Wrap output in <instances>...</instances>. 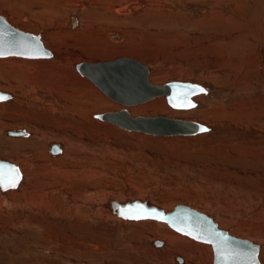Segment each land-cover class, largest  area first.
I'll use <instances>...</instances> for the list:
<instances>
[{"label": "rangeland", "instance_id": "rangeland-1", "mask_svg": "<svg viewBox=\"0 0 264 264\" xmlns=\"http://www.w3.org/2000/svg\"><path fill=\"white\" fill-rule=\"evenodd\" d=\"M16 1L20 6L21 0L13 3ZM80 1L82 0L68 5L62 0H51L56 11L49 20L56 23L41 30L31 25L35 16L30 12L20 11L22 15L19 19L5 17L15 28L40 35L43 44L55 46L59 51L55 55L50 50L54 53L51 60L29 62L23 58L0 59V83L9 79L15 88L10 92L14 99L0 106V125L3 128L2 130L0 127V159L11 161L13 153L18 154L17 158L20 154V160L24 156H35L39 166L33 171L35 173L44 168L43 161L38 159L39 155L46 154L53 161L63 156L51 158L48 154L49 144L59 142L66 147L68 143L73 146L75 153H79V161L75 158L73 165L78 164L77 169L90 167L91 170L86 172L85 178L79 174L77 180H69L63 196L60 193L54 196V200L57 198L55 213L43 210V214L32 215L30 212L28 216L32 217L31 226L19 224L17 229H13L9 226L12 220L9 221L6 209L0 211V264H177L172 259L175 255L176 258L180 256L174 253L173 248L162 249L159 245V249L156 248L153 240L163 238L159 234H149L148 229L144 228L156 226V222L133 224L130 221V225L128 223V226H121L116 222H101L99 218L96 221L90 218L73 219L72 215L66 214L68 207L76 205L73 200H66L70 193L81 199L82 202L77 201L81 203V212L87 209L95 211L86 196H97L99 193L137 199L150 191L156 204L163 206L168 212L176 205H185L210 215L216 206L221 204L220 207L223 208L226 201L230 200L229 208L233 213L237 211L239 217L238 227L232 231L233 234L242 238L252 234L249 240H254L257 233L264 236V128H261L264 125V0H122L116 6H141L134 15H123L126 19L130 17L128 28L126 25L114 24L113 28L118 26L119 29L114 30L116 33L112 32L113 29L106 33L99 28V24L94 30L85 31L89 17L94 13L95 22L105 23L104 17L100 16L104 7L97 8L95 0H85V9L82 11L79 8ZM39 6L34 5V9L40 13L47 11L42 5ZM111 15L115 14L111 12ZM72 16H76L80 23L77 28L70 30ZM115 18L112 19L117 22ZM115 34L122 37L120 42L109 37ZM118 42L121 45L131 42L132 49L141 50L140 54L145 53L146 57L143 55L135 58L149 66L150 75L153 76L151 83L162 85L170 81L189 82L210 90L208 94L195 96L193 101L196 106L189 110H175L168 106L170 112L163 114L137 112L147 103L134 110L130 109L132 116L189 120L210 127V131L190 137H158L127 132L93 117L96 114L119 111L116 106H110L109 109L92 114H76L63 108L64 121L83 123L89 130L81 127L85 136L80 137H76L74 133L66 137L58 134L55 129L59 126L54 119H60V115L33 100L36 96L42 101L47 99L44 97L47 94L42 87H37L36 82L47 84L54 74L52 70H62L67 76L70 75L66 81L73 84V88L67 89L68 93L75 95L79 90L87 91L88 86L83 88L77 83L76 77H84L74 66L82 62L100 63L127 57L131 51L122 52L119 48H113V44ZM38 77L41 80H37ZM0 90L9 93L5 89ZM73 90L76 92H72ZM32 91H36L37 95ZM160 101L157 99L149 104ZM27 116L34 119L38 117L39 122L30 123ZM89 120L95 125L86 126ZM238 122L244 125H239ZM253 122L256 123L254 127L248 125ZM7 128L28 129L31 133L36 131L34 135L41 133L45 138L40 140L32 135L34 145H28L30 148L19 147L4 134ZM73 153L72 150L70 156L76 157ZM254 154L256 156H252ZM17 162L20 165L18 160ZM12 163L14 164L13 160ZM14 165L19 166L16 163ZM28 168L27 171H30V166ZM23 171L25 173L24 169ZM28 174L32 175L31 172ZM70 187L72 188L69 189ZM211 205L215 207L211 208ZM17 215L26 216L21 213ZM78 224L79 227L75 228ZM89 229L98 233L89 232ZM139 230L148 233L140 234ZM171 231L186 241L194 242L193 244H202ZM93 243L100 250H92ZM174 245L187 246L183 241ZM195 259L193 264H200V261L203 264H213L209 255L197 253ZM261 259L264 264V255H261Z\"/></svg>", "mask_w": 264, "mask_h": 264}, {"label": "bare ground", "instance_id": "bare-ground-1", "mask_svg": "<svg viewBox=\"0 0 264 264\" xmlns=\"http://www.w3.org/2000/svg\"><path fill=\"white\" fill-rule=\"evenodd\" d=\"M13 1H15V0H0V15H2L3 17H8L9 16V17H12L13 19H19L20 16L22 15V13L20 11L30 12L32 15L35 16L34 19H33V21H31V25L34 26L35 29H40V30L42 28H45V26H54V23H56V21H54V20H49V17L52 15V13H54L56 11L55 10V7L51 3V0H21L22 3L20 4V6H18L17 1L15 2V4L13 3ZM62 1L64 3H66V4H68V5L69 4H73L74 5L75 4L74 2H78V0H62ZM95 1H96L97 8H98V6H100V7L103 6L104 7V10L100 13V16L101 17H104V19L106 21H105V23L104 22H99V23L95 22L94 21V19H95L94 17H96V16H95V13H94V14L91 15L92 17L91 16L89 17V22L87 24V27H86L87 29L85 31H87L88 29L94 30L95 27H97L98 24H99V28L100 29H103L106 33L110 32L112 29H113L112 32L114 30H119L118 29V26L126 25V27H127V24L130 23L129 22V18L130 17L128 19H126L123 15H126V16L134 15L136 9H138L141 6V4H128V5L116 6V4H119L122 0H100V1L99 0H95ZM85 4H86L85 3V0L80 1V4H79L80 10L83 11V9H85ZM34 5H40V6L42 5L44 8L47 9V11L45 10V11H42L40 13V12H38V11H36L34 9ZM14 6H16V7H14ZM26 7H29V8H26ZM111 12H113L115 15H111ZM43 15H44V17H41ZM38 16L40 18H38ZM113 17L114 18L116 17L115 19H117V22L114 19H112ZM122 20H124L123 21L124 23L122 22ZM50 22H51V24H49ZM79 23H80V20L78 19V24ZM114 24H116V25L119 24V25L118 26H115L113 28ZM101 26H102V28H101ZM75 28H77V27H75ZM130 28H132V27H130ZM24 29H27V28L25 27ZM70 30H72V29H70ZM128 33L126 35H128ZM134 36H136V34ZM109 37L113 41H119L120 38L122 39V37L119 36V35H117V34L111 35ZM88 38H89V36H88ZM110 38H109V40H110ZM142 39H144V38H142ZM119 42H118V44H116V43L113 44V48H119V50H122V52L123 51H126V50L131 51V52L128 53L129 55H126L127 57H125V58L137 60L136 59L137 57L138 58H141V57H143V55L146 57L145 53H143V54H140L139 53V51H141V50H139V49H132V46L133 45L131 46V44H133V43L130 42V43L126 44V45H121V44H119ZM44 46L46 48H48L49 50H53L55 52V55H56V51L57 52L59 51V49H56L55 46L54 47H51L50 44H45L44 43ZM122 46H124L125 49H123ZM118 52H121V51H118ZM53 56H54V53H53ZM64 57H66V56H64ZM6 58L8 59V58H19V57H6ZM6 58H0V59H6ZM53 58H49L48 60H51ZM23 59H25V58H23ZM143 59H145V58H143ZM10 60H13V59H10ZM16 60H18V59H16ZM26 60H28L29 62H36L38 60H47V59H34L36 61H32L33 59H26ZM68 60L70 62V59H68ZM40 62H42V61H40ZM104 62H113V61H104ZM37 63H39V62H37ZM90 63H92V62H90ZM96 64H98V63H96ZM74 68H76V66H74ZM52 72L54 74L51 75L50 82L49 83L44 84L41 81H37V80H41V77L40 78L38 77L39 79L36 80L37 81L36 83L38 84L37 87H42V89L44 90V93L47 94L44 97H46L47 99H44V101H42L41 99L36 98L37 97L36 96L33 100L35 102L40 103V105L42 107H44L45 109H49L53 113H56V114L60 115V119H58V120H55L54 119V121L59 126V128L55 129L58 134H62L63 136L66 137V136H70V135L72 136V134L74 133V134H76V137H80V136H82L84 134L83 128H81V127H84L87 130H89V127H85V125L83 123H80V122L78 123V122L75 121L74 124H73V122H70V121H67V120L64 121L65 118L63 119V117H64V115H63V112H64L63 111V108H68V109L72 110L76 114H79V113L80 114H84V113H90V114H92V112L102 111V110L107 109L110 106H111V108L113 106H116L119 110H121V106L122 105L119 104V103H116L115 101H113L112 99H110L104 92H102L100 89H98L96 87V85L89 78L83 76L84 78L79 79V78H77L75 76L76 77V80H77V83H79L80 86L83 87V88H87V86H88L89 87V90H87V91L84 90V92H80V90H79V92H76V90H75V92L78 93V94L72 95V94H70V93L67 92V89L68 88H73L72 87L73 84H70V83H68L66 81V79L70 75L67 76L64 73V71H62V70H59L58 71V70L54 69V70H52ZM154 72L157 73V71H154ZM161 74H162V72H161ZM148 78H149V82L150 83H151V81L153 82V76H152V74L150 75V73H149V77ZM32 80H33V78H32ZM33 81H35V80H33ZM42 81H44V79ZM156 81H159V80L156 79ZM72 82H73V78H72ZM88 82L89 83H92V85H90ZM155 85H158V84H155ZM22 87H23V85L22 86H19L18 88L21 89ZM25 87H26V85H25ZM201 87H203V86H201ZM203 88H205V87H203ZM0 89H2V90L5 89L6 91L9 92V94H11L10 92H13V90H15V88L13 87V83H11V81L9 79L8 80H4V83H0ZM81 91H83V89ZM23 92H25V88H24ZM32 92H34L37 95V92L36 91H32ZM72 92H74V90ZM208 92H210V90H206V94H208ZM63 93H64V95H63ZM198 95H202V94L194 95L191 99L193 100V98L195 96H198ZM25 96L27 97L28 95L25 94ZM95 98H97V100ZM13 99H14V97L12 95V98L10 100H7L5 102H1L0 103V106H3L5 104H7L8 101L11 102ZM157 99H160L161 100L160 103H157L156 102V103H153V104H149V102L152 103L154 100H157ZM55 101H57L59 103H56ZM54 103H56L57 105L56 104L53 105ZM147 103H148V105H146L144 107H140L141 108L140 111H137V112L144 113V114L150 113V112H153V113L155 112L157 114L158 113H162L163 114L164 112H170V109L168 108V105H167L165 96H158V95L155 98H153L152 100L148 101V102L139 103L137 105L130 106V107H128V109L129 110L130 109H133L134 110L135 107H137L139 105L141 106V105H144V104H147ZM123 107H122V109L125 108V107L124 108ZM189 109H191V108H189ZM189 109H186V110H189ZM175 110H177V109H175ZM181 111H183V110H181ZM29 115H31V114H29ZM245 116H247V115H245ZM27 117L31 121V122L29 121L30 123L35 124V121H38V117H37V119L36 118L34 119L33 117H30V116H27ZM171 119H173V118H171ZM26 120L27 119H25V121ZM32 120H34V122ZM242 122H240V123L238 122L237 124L244 125ZM254 124H256V123H254V122L253 123H248V125H250V126L252 125L253 127H254ZM89 125H93V121L89 120L87 122L86 126H89ZM100 125H101V123H100ZM93 126H91V127H93ZM257 126H259V125H257ZM0 127H1V125H0ZM106 127H108V126L106 125ZM261 128H264V125ZM5 129L6 128H4V130ZM7 129L8 130L5 131L4 134L8 138H11L10 140H13V143L15 142L14 145L17 144L16 146H19V147H27L28 148L29 147L28 145L33 144V141H31L32 140V135H34V133H36V131H34L33 133H31V132H29L30 130H28V129H16V130H13L11 128L10 129L7 128ZM2 130H3V128H2ZM22 130H26V132H27V135L26 136H23V137H14V136H9L8 135V132L9 131H22ZM34 136L36 138H39L40 140H42L43 138H45V136L42 135L41 133H37ZM83 136H85V135H83ZM87 136H89V135H87ZM158 137H168V136H158ZM24 138H27V140L26 139L24 140ZM55 143H58V144L61 145V147H62V154H60L58 156H52V155H50V153L48 151L49 156H51V158L52 157H61L62 155L63 156L59 160L53 161L52 159L48 158V156L46 154H42L41 156L39 155V158L38 157L37 158L43 161V165L42 166H44V168H41L40 169L41 171L44 170L42 172L39 170V171H35V173H33V171L36 170L37 167H39L36 164L37 163V161H35L36 159H34L35 156H32V157H25L24 156L22 158V160H20L21 159L20 158L21 157L20 154L18 156V158H19L18 159L17 158V155L18 154H14L13 153V155H12L13 159L12 160H13L14 164L16 163V164L19 165V163L17 162V160L20 162V165L18 167H19L20 172L22 174V180H21L19 186L17 188H15V189H10V190H7L5 192L1 191V189H0V211H3L2 210L3 208L6 209V213H7L6 215H8L7 217L9 218V221L12 220V223L9 224V226H11V228L14 229L19 224L20 225L23 224L24 226H31L32 225V222H31L32 221L31 220L32 217H31V215L28 216V214H31V213H33L32 215L38 214V213L43 214V210L46 211V212L52 211V212L55 213L56 210H57L56 209L57 207L55 206V204L57 202L55 200H57V198L54 200V196L57 195L58 193L62 194V196H63L65 194V190L68 187V184L67 183L69 182V180H71V179L77 180L78 177H79V174L81 175V177H84L85 178L86 177V172L91 170L90 167H86V168L85 167L84 168L79 167L77 169L78 164L77 165H73L75 163L74 162L75 161V158L76 159H77V157L79 158V156L77 155L79 153H75L76 151L74 150L73 146H71L68 143L66 144V147H67L66 148L62 143L53 142V143H51V144L48 145L49 150H50V146L52 144H55ZM33 147H35V146H33ZM15 149L16 148H14V150ZM22 149H24V148H22ZM16 150H18V149H16ZM72 150L74 151L76 157L70 156V152H72ZM74 153H73V155H74ZM252 156H256V154H254ZM15 157L17 159H14ZM0 160L9 161L10 163H12V160L10 161V160H6L4 158H1ZM78 161H76V162L78 163ZM28 166H30V171H27L29 169ZM96 166H97V163H96ZM22 167H24L23 169L25 170V173H24ZM26 171L28 173L31 172L32 175L28 174ZM48 178H50V179H48ZM71 188L72 187H70L69 189H71ZM144 194L145 195H143V197H138L137 199L136 198L135 199H132V198H127L126 199V198H121L120 196L118 198V197H115L114 195H112L113 196L112 197L111 195H108V194L104 196V195H101L100 193L97 196L96 195L95 196H92V197L91 196H86V199L88 201L92 202V204H90V203L89 204H90V206H93V208H95V211L94 210L87 209L86 211H82L83 214H81L82 212H81V209H80V206H79L81 204V203H79L81 201V199H79L78 197L75 198V195L72 194V193H70L69 196H67L68 198H66V200H68V199L73 200L74 202H76V205H73L72 208L71 207H68V209H66V214L72 215L71 217H73V219L75 217H77L80 220L81 219H88V218H90V219H92V221H96V219L99 218L101 220V222L102 221L103 222H108V223L109 222H116V223L120 224L121 226H128V223L130 225L131 222L133 224H135V223H141V222H151V223L152 222L153 223L156 222V226H148V227H144V228L148 229L149 234L157 235V236L159 234V236H161L163 238V239H160L158 237V240H161L162 241V244H161L162 247H159V248H162V249H165V248H173V251H175L174 253L175 254L177 253L180 256V257H178V260H176V255H175L174 259H172V260H175V262L177 264H191V263L193 264V263H195V260H196L195 259V255H197V253L200 254V255H204V254L205 255H209L213 259L212 249H210L211 247H208L209 245L206 244V243H202L201 242L202 244H205V245H202V244H193L194 242L191 243L189 241H186V240L182 239L183 237L181 238L178 235H176L175 233H173L168 228V226L165 223H163V222H157V221H152V220L131 221L130 222V220H126V219L120 218L111 209V203L113 201L118 202L120 204H125L127 202H132V201L140 200V201H143V202H147L150 206H157L158 208L163 209L165 213H168V211H166L163 206H160L159 204H156L155 197L151 195V192L150 191H148L147 194H146V192ZM189 194L190 193H188V196H189ZM85 195H84V197H85ZM116 196H118L117 193H116ZM146 196H147V198H145ZM103 197H106V199L103 200ZM142 198H144V199H142ZM198 198H200V197H198ZM77 201H79V202H77ZM174 201H175V199H174ZM190 201H191V199H190ZM226 202L227 203L224 205L225 207L222 205L223 208L220 207L221 204H219V206H216L215 211L214 212L212 211L213 213H211V215L208 214V213H205L203 211L196 210L193 206H191V207L190 206H187V207H189L191 209H194L196 211H199L202 214H205V215L211 217L213 219V221L215 223H217L218 227L220 229H223V230L227 231L229 233V235L235 236V237H238V238H242L240 236L234 235L233 232H232L233 230H235V228L238 227V223L239 222L237 220H239V219H237V218H239V217L236 214V212H237L236 210H235L236 212L233 213V211H231V209L229 208V205L231 204V201L228 200ZM232 202H235V201H232ZM204 204L206 205L205 201H204ZM232 205H234V203ZM66 206H67V204H66ZM166 207H168V206H166ZM170 207H168V208H170ZM212 207H215V205H211V208ZM209 209H210V207H209ZM59 210H60V208H59ZM58 211H57V213H58ZM18 213L24 214L26 216L25 217H22V216L20 217V216L17 215ZM61 213L62 212H60V214ZM2 214H4V213L2 212ZM82 215H83V217H82ZM263 216H264V214H263ZM42 218H45V217L42 216ZM133 226H135V225H133ZM244 226L245 225H243V227ZM78 227H79V224L75 226V228H78ZM140 228H142V227H140ZM88 231L89 232H94L95 234L98 233L96 230H93V229H89ZM148 231L139 230V233L140 234H143L144 232H146L145 234H147ZM237 232H238V230H237ZM257 234H258V236L256 238L254 237L255 239L254 240H250V241L256 243L259 246V252H258V257L257 258H258L259 264H263L262 259H261V255L262 256L264 255V252H263L264 251V240H263L264 236H262L261 233H257ZM251 235L252 234L244 235L245 237L243 239L249 240L248 238H250ZM156 241L157 240H155V241L153 240V242H156ZM179 241H183L184 243L187 244V246H184V245L183 246H180V245L175 246L174 244L177 243V242H179ZM179 244H182V243H179ZM153 245L156 248H158L157 246L159 245V243L157 245H155V244H153ZM206 245H208V246H206ZM91 248L94 251L100 250L99 249V246L97 244H95V243H93L91 245ZM162 249H160V250H162ZM169 255H171V254L169 253ZM198 257H199V255H198ZM199 263L200 264H203L202 261H200Z\"/></svg>", "mask_w": 264, "mask_h": 264}, {"label": "water", "instance_id": "water-1", "mask_svg": "<svg viewBox=\"0 0 264 264\" xmlns=\"http://www.w3.org/2000/svg\"><path fill=\"white\" fill-rule=\"evenodd\" d=\"M71 18L69 27L72 29L78 25V20L76 16ZM6 57L49 59L53 58V53L44 46L40 35L15 28L5 17L0 16V58ZM76 70L89 78L110 99L125 107L117 112L96 114L93 116L96 120L127 132L150 136L190 137L209 131L206 125L198 122L163 116H132L128 109L130 106L148 102L157 95L165 96L167 105L173 109H189L196 106L191 99L194 95L206 94V90L200 85L179 81L162 85L152 84L148 78L149 66L125 57L98 64L82 62L76 65ZM0 97H4L0 99L1 103L10 100L12 95L0 91ZM201 127L207 131H200ZM8 135L23 137L27 132L9 131ZM49 153L52 156L62 154L61 145L52 144ZM21 180L19 167L9 161L0 160L1 191L17 188ZM111 209L126 220L163 222L178 234L208 244L212 249L213 264H259V246L256 243L229 235L227 231L220 229L211 217L185 205H176L172 211L165 213L163 209L140 200L125 204L113 201ZM136 214L143 218H132ZM154 244L157 245L156 242Z\"/></svg>", "mask_w": 264, "mask_h": 264}, {"label": "snow or ice", "instance_id": "snow-or-ice-1", "mask_svg": "<svg viewBox=\"0 0 264 264\" xmlns=\"http://www.w3.org/2000/svg\"><path fill=\"white\" fill-rule=\"evenodd\" d=\"M0 99H4V97H0ZM200 131H202V132L203 131H207V129L201 127ZM132 218H134V219H140V218H143V217L140 214H136ZM177 230L179 231V229H177Z\"/></svg>", "mask_w": 264, "mask_h": 264}, {"label": "flooded vegetation", "instance_id": "flooded-vegetation-1", "mask_svg": "<svg viewBox=\"0 0 264 264\" xmlns=\"http://www.w3.org/2000/svg\"><path fill=\"white\" fill-rule=\"evenodd\" d=\"M157 241H160V242H156L157 244L159 243V245L161 246L162 244V241L161 240H157Z\"/></svg>", "mask_w": 264, "mask_h": 264}]
</instances>
